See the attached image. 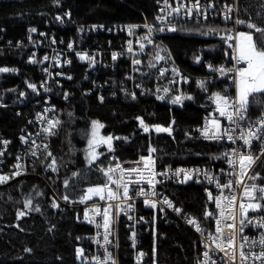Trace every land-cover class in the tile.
Returning a JSON list of instances; mask_svg holds the SVG:
<instances>
[{"label":"trees","instance_id":"trees-1","mask_svg":"<svg viewBox=\"0 0 264 264\" xmlns=\"http://www.w3.org/2000/svg\"><path fill=\"white\" fill-rule=\"evenodd\" d=\"M199 1L210 13L206 19L191 8L196 0H182L191 14L185 10L181 18L158 25L164 0H0V68L9 69L0 72V152L3 142L9 141L2 158L4 173L12 176L16 163L24 162L27 133L36 125L34 119L46 98H51L53 120L60 121L54 137L38 139L47 148L35 157L28 155L33 167L27 176L0 187V264H92L94 229L81 221L82 207L91 201L87 189L111 187L102 169L123 165L125 158L147 155L155 148L160 169L224 168L227 144L201 139L198 128L206 122L205 114L216 111L215 94L232 98L234 90L229 76L211 81L208 68L218 73L222 65L230 66L238 33L252 30L216 18L211 8L222 15L224 5L237 1V15L230 16L264 27V0ZM145 25L153 26L156 34L141 48L137 37ZM129 26L138 30L129 34ZM132 34L140 68L126 55ZM253 35L255 39L259 34ZM84 54L95 57V62L81 59ZM179 70L189 80L182 86ZM177 96L179 102L173 103ZM252 100L247 114L255 120L264 112V95ZM94 121L103 125L101 136L112 139L111 148L105 146L99 160L90 162ZM158 126L170 132H158ZM53 158L55 171L48 167ZM256 173L251 182L264 185V157L252 176ZM162 193L183 214L204 227L211 225L206 215L214 212V205L205 187L169 183ZM29 199L32 205L26 206ZM140 212L145 220L136 228L138 249L146 254L141 264L197 262L200 240L189 228L162 209ZM133 228L122 217L118 264H137L131 249Z\"/></svg>","mask_w":264,"mask_h":264},{"label":"built area","instance_id":"built-area-1","mask_svg":"<svg viewBox=\"0 0 264 264\" xmlns=\"http://www.w3.org/2000/svg\"><path fill=\"white\" fill-rule=\"evenodd\" d=\"M200 2V1H199ZM168 4H170L168 2ZM195 4V3H194ZM194 4L191 6V8L199 14H202L204 18L206 19L207 16H210V13L208 11H205V8L201 5L200 10L198 11ZM171 8L167 7L166 5L161 7V14L159 17L166 16V20H157L158 25H162L165 23H169L174 21L175 19L181 18L183 12L186 10L184 8L181 9L179 13H176L172 11L177 6V0L175 1V4H170ZM227 6L232 7V12H234V15H237V1H235L234 4H226ZM226 5H224L222 9V15L220 14V11L218 8L214 10V6L211 8L214 11H216L215 17H221L222 20H227L229 23H235L237 18H234V15L231 16V19H225V14L227 12ZM216 7V6H215ZM220 14V15H219ZM234 19V20H233ZM151 27V31H149V28L144 27L142 28V35L141 38L138 39V44H143L147 38H150L151 40L154 35L156 34V29L153 26ZM129 29L132 31H137L138 28L129 26ZM133 38L131 37V47L136 50V45L132 44ZM153 45V43L151 44ZM129 43L126 46V55H128L131 60L135 61L138 59L136 57V53L132 56L128 52ZM141 61V60H140ZM101 61L97 65H100ZM142 65L136 64L134 65L135 68H140ZM245 65L240 62L238 63L236 60H233V63L229 66L228 63L222 65L220 67L223 68L225 71L221 73L218 71V73H215L214 70L209 67L208 71H210L212 74L211 81H218L224 76H229L230 81L232 82L231 88L234 90V97H236V89H237V78L235 75V72H229L228 69H236V68H242ZM163 70V68H162ZM3 73V72H1ZM139 74V73H136ZM178 79L181 86L184 82H188V77L179 70L178 72ZM49 87V86H48ZM47 95H49L47 93ZM51 98L45 99V106L41 108L42 112H39L37 116L34 119V123L36 125H33V130L29 131L27 133V137L29 138V141H26L24 143L25 147V160L24 162H20L19 160L16 165H19L20 167H13V173L19 172L20 175L13 176L12 178L8 180L10 182L13 178L14 179H20L24 176H27L29 173V167H33V164L30 165L28 155H32L33 152L38 155L41 151H43L44 147L42 143L39 142V138L42 142H44L45 139H51L55 135L54 128L52 129V134L45 132L44 129L48 126L47 121L49 119L53 120V107L50 106ZM40 105V104H39ZM222 105L217 104L218 107H221ZM212 112L211 114H205L204 115V122L201 127L198 128V133L201 139L206 141H217V142H223L226 143L228 146V155L226 156V161L224 168L218 171L209 169V168H203V167H196L192 165H179L173 168H166V169H160L158 167V160L154 153H150L147 155H143L141 157H149L151 156L152 161L154 163H150L149 166L145 167V161H142L140 164L132 163L130 165L124 164V161H122V167L124 170L130 169V168H139L141 171L139 174L137 173H128L125 171L123 173V180L125 183H128L129 190H128V198H123V187H118L116 184H113V191L116 194L115 199H108L105 198V200H96L91 201L83 206V214H82V220L83 222L89 224L94 229V235L91 239V244L93 246V253L91 254L90 262L92 264H118V250H119V224L121 221V217L125 216L126 220L131 222V224L134 226L133 230L131 231V249L134 251L136 256V261L138 264H140L146 257V254L144 251H141L138 249V239H137V229L140 228L141 221H144V215L140 212V209L145 210H151V211H157L159 209H162L168 214H170L174 219L179 220L185 227L189 228L200 240V255L197 259V262L195 264H205V258L203 256V253L205 251L209 252L210 259L207 260L206 264H213V261L215 264H262L260 260H255L251 255L250 258L247 261H241L240 258V245L244 244L243 251L246 254H258L261 251L262 246L259 244V240L261 238V235L264 234V228H258L250 224H245L243 226V230L241 231V225L239 221L241 220V210H240V203L243 200L244 203H248L247 198L243 197V188L244 185H257V186H264L259 185L256 183L251 182V179L248 177L252 176V173L258 164V162L263 158L264 155H260L262 148L260 141H253L251 148H248L243 145V142L238 138L240 135V132L242 130H246L242 128H236V126L229 122L225 117H221L219 115V112L217 111ZM262 116H264V112L255 120L251 121H257ZM247 118L248 114H247ZM212 120H215L217 122H221V131L224 129H228V134L233 135L234 137H237L235 143L232 141H229L226 139H213L210 138L212 136V132L215 130V126L212 123ZM250 120V119H249ZM220 124V123H219ZM209 129L208 136L206 137L204 135V129ZM54 134V135H53ZM1 138V137H0ZM7 141V140H6ZM35 141V144L32 142ZM9 142V141H8ZM8 144V143H7ZM7 144L4 145L3 155H0V176H7L6 173H4V165L5 161L2 160L3 156L7 152ZM40 146V147H37ZM233 149L239 150L241 153H247L251 152L253 157L255 158L257 155L260 156L258 160H255V162L251 165V168L247 170V175L242 178L243 183L237 184L235 181L237 180V175H234L233 173L239 172V166L237 164L236 167H233V165L229 164V160L237 161L238 155H234L232 153ZM20 157V156H19ZM35 157V155H33ZM138 158V159H141ZM132 158V157H131ZM130 158V159H131ZM129 160V158H127ZM126 160V161H127ZM247 163V162H246ZM177 169H184L186 170L190 175L191 179H188L186 182H180L184 179V173L182 172L180 176H175L174 172ZM195 170H199L198 172ZM166 172V176H160L159 173ZM207 173V175H205ZM121 172L116 169L115 172H113V179L116 180L120 177ZM154 177L153 184H148L147 180L149 178ZM137 181H139L137 183ZM217 181L220 185H224L228 183L229 181L233 182V187L231 189L228 188H222L217 186ZM169 183H178V184H188L192 183L200 187H205L207 191V199L209 202L213 203L214 205V212L211 213L212 215H206L207 220L211 221V225L209 227L202 226L194 217L188 216L183 214L181 211H177L176 207L172 206L170 207L168 203H165L164 201L167 200L163 197L162 188L165 187ZM5 183L0 184V187L3 186ZM143 190L145 195L139 194ZM209 192L212 194V199L209 198ZM232 195H236L237 200L234 202L235 206L233 208H229V198ZM219 198L220 206L217 207L216 199ZM147 201V203H146ZM168 201V200H167ZM262 205H264V201H261ZM153 204L155 206H153ZM131 205V207H129ZM108 206H114L115 207V214L114 219L111 225H109V228L106 229L104 227V220L102 219V210L104 207ZM97 209L99 210V213H97ZM223 211V215H220V213ZM87 214V216H85ZM234 214L235 215V221H232L229 217ZM112 216V213L108 214ZM264 216V207H262L259 211L253 212L251 210H248V217L254 218V220H260V218ZM189 219H194L196 223L200 226L201 231H197L196 227L193 224H190L188 221ZM217 221H219V227L223 230L222 233L216 232L217 227ZM228 223H235L236 228L231 229L228 228L226 225ZM134 233V235H133ZM108 235V241L110 243L105 242L103 237L104 235ZM229 234H234V249L229 248L227 243L224 240L221 239H213L214 237H219L221 235L227 236ZM243 237H247L249 242H245ZM99 241V242H98ZM250 241H256L255 244H251ZM222 243L224 244L225 248L228 250V254L226 255L224 252L220 251L218 248H216V244ZM233 251H235V259L232 260L230 257L233 254ZM140 253H144L143 256H140ZM109 254H111V259H109Z\"/></svg>","mask_w":264,"mask_h":264},{"label":"snow or ice","instance_id":"snow-or-ice-1","mask_svg":"<svg viewBox=\"0 0 264 264\" xmlns=\"http://www.w3.org/2000/svg\"><path fill=\"white\" fill-rule=\"evenodd\" d=\"M164 4L171 8V5L168 4V0H164ZM212 6V5H209ZM194 7L199 11L201 8L199 0H196ZM184 8L187 11V14H191L192 9L188 7V5L182 3V0H177V6L172 9V11L179 13L181 9ZM227 12L225 14V19H231V16L229 15L232 12V7L227 6ZM163 11V9L161 10ZM59 19V18H58ZM167 17H157V20H166ZM235 23L237 24H244L246 27L252 31L250 32H239L238 36L240 37V42L239 44L235 47V55L233 57L234 60H236L238 63L242 62L245 66L242 68H236V69H228L229 72H235L236 77H238V82H237V95L235 98H229L227 96H223L220 93L215 94V99L218 105H222L221 107H218L217 111L219 112V115L221 117H225L229 122L233 123L236 128H242L246 130H242L239 135V139L243 142V145L251 148V145L253 141H260L262 151L260 155H264V116H262L259 120L257 121H251L247 118V111H248V106L250 104V97L253 98L251 102H255V96L257 94L264 95V27H260L255 23L247 22L244 20H236ZM131 27H137V26H131ZM145 27L149 28V31H151V27L148 25H145ZM170 30H175V29H170ZM32 31H36L35 29H32ZM159 31H163V28H160ZM253 33L259 34L257 37L254 39ZM129 34H131V29L129 30ZM228 39H232V37H228ZM71 47V45H69ZM144 45L141 44V48H143ZM128 51L132 52L133 49L131 47V42H129V47ZM117 58V53L112 54V59L115 60ZM45 61L48 60V57L45 56L43 58ZM81 59L89 60L90 62L94 63L95 62V57H90L87 54L81 55ZM157 60H163L164 57L157 56ZM136 64H140L141 61L137 59L135 61ZM154 66V65H153ZM8 68H0V72H8ZM175 71V70H174ZM221 73H223L225 70L223 68L218 69ZM161 75H163V72H161ZM71 79V77H68ZM29 88L36 90V85L35 84H29ZM200 87L204 88L205 87V82L201 81L200 82ZM23 95V93L21 94ZM133 98H135L133 94ZM103 100V97L100 98ZM190 99V97H189ZM180 97L177 96L172 102L177 103L179 102ZM60 123L59 120H51L49 119L47 121V127L44 129L45 132H48L52 134V129L55 128L58 124ZM141 124L143 125V121L141 120ZM213 124L215 126V130L212 132V136L210 138L213 139H224L226 137L227 140L232 141L235 143L237 137H234L233 135L228 134V129H224L221 131V125L217 121H213ZM93 127H103V125L99 124L98 122H93ZM143 130L145 132L149 131L148 126H143ZM156 131L158 132H170L169 128H163V127H156ZM209 129L206 127L204 129V135L207 137L208 136ZM95 136V132L93 133ZM22 139H24L22 137ZM112 137H108L104 142H110ZM118 139V138H117ZM4 144H7L8 141H4ZM35 144V141L32 142ZM40 147V146H37ZM44 148H47V145H43ZM91 147V144H90ZM109 148H111V144L109 143ZM156 149L152 148L150 149V152H155ZM232 153L234 155H238V160L233 161L229 160L228 163L233 165V167H236L237 164L239 166V172L238 173H233L234 175H237V180L235 183L237 184H242L243 180L242 178L247 175V170L251 168V165L255 162V160H258L260 158L259 155H257L255 158L253 157L251 152L247 153H241L237 149H233ZM0 155H3L2 152H0ZM32 155H36L35 152L32 153ZM49 156H51V153H48ZM225 156L228 155V153L224 154ZM89 159L90 162L94 161L96 159V156L94 153H89ZM141 160L145 161V167L147 168L150 163H154L152 161L151 156L145 158L141 157ZM247 162V163H246ZM56 164L55 159L51 161V163L48 165L49 168H52L53 171L56 170L54 165ZM15 167H20L19 165H16ZM116 169H121V175L118 179L114 180L110 173H113L116 171ZM104 171L105 176L108 177V180L112 184H116L118 187L122 186L123 187V193L122 197L123 198H128V190H129V185L128 183H125L123 180V172L127 171L128 173H140L139 168H130V169H122L121 165L117 164L115 168L113 167H108L107 169H102ZM199 171V170H195ZM184 173V179L180 182H186L188 179H191V175L184 169H177L174 172L175 176H180L181 173ZM20 175L19 172L13 173V176H18ZM73 175H76L74 173ZM160 176H166V172H161L159 173ZM207 175V173H205ZM258 173H256L253 176L248 177L249 179H256L258 177ZM10 177L8 176H0V184L5 183L9 180ZM154 177L149 178L147 180L148 184H153ZM139 181H137L138 183ZM65 187L68 186V181H64ZM217 186L222 187V188H228L231 189L233 187V182L229 181L228 183L224 185H220L219 182L217 181ZM105 188H108V199H115L116 194L112 192L111 188L109 187L108 184H105L103 186H97V187H90L87 189V193L99 196L100 199H105V197L101 194ZM141 195H145L146 193L141 190L139 193ZM243 197L247 198L248 203H244L243 200L241 201L239 207L241 210V220L239 221L241 225V231L243 230V226L247 223L250 225H253L258 228H264V216L260 218V220H254V218H249L248 217V210H251L253 212L259 211L264 205H262L261 201H264V186H257V185H244L243 188ZM87 198V197H84ZM209 198L212 199V194L209 192ZM65 201L69 199L67 195L63 197ZM237 200L236 195H232L229 198V208H233L235 206L234 202ZM165 203H168L170 207H172L171 203L167 200L164 201ZM147 203V201H146ZM216 204L217 207L220 206L219 198L216 199ZM32 205V200L29 199L26 201V206H31ZM53 207H59L58 204L53 203ZM153 206H155L153 204ZM131 207V205H129ZM36 211H39V208L37 207L35 209ZM178 212L180 209H176ZM97 213H99V210L97 209ZM21 216L25 215L24 212L20 213ZM103 218H104V227L106 229L109 228V221H108V211L107 209L104 210L103 212ZM207 215L211 216V213H208ZM220 215H223V211L220 213ZM87 216V214H85ZM232 221H235V215L232 214L229 217ZM190 224H193L196 227L197 231H201L200 226L196 223L194 219H189L188 221ZM228 228L235 229L236 225L235 223H228L226 225ZM222 229L219 227V221H217V227H216V232L217 233H222ZM134 235V233H133ZM105 242L110 243L108 241V235L105 234L103 237ZM215 239H221L224 240L229 248L234 249V234H229L227 236H219V237H214ZM245 242H249L247 237H243ZM99 242V241H98ZM251 244H255L256 241H250ZM259 244L262 246L261 251L258 254L252 253V254H246L243 251L244 244L240 245V258L241 261H247L250 258V255L255 259V260H260L262 264H264V234L261 235V238L259 240ZM216 248H218L220 251L224 252L226 255L228 254L227 248H225L224 244L218 243L216 244ZM79 254L83 255L84 250L79 249L78 250ZM144 253H140V256H143ZM203 256L205 258V264L208 259H210L209 252L205 251L203 253ZM232 260L235 259V251H233L232 256L230 257ZM109 259H111V254H109ZM213 264L215 262L213 261Z\"/></svg>","mask_w":264,"mask_h":264},{"label":"rangeland","instance_id":"rangeland-1","mask_svg":"<svg viewBox=\"0 0 264 264\" xmlns=\"http://www.w3.org/2000/svg\"><path fill=\"white\" fill-rule=\"evenodd\" d=\"M134 32L135 31H132V33L134 34ZM133 34H132V38H134V36H133ZM141 35L142 34H139L138 35V39H140L141 38ZM239 42H240V37L238 36V44H239ZM133 49V48H132ZM129 52V51H128ZM132 56L136 53V50L135 49H133V51L132 52H129ZM237 82H238V78H237ZM236 95H237V89H236ZM213 121H215V120H212V123H213ZM218 123H220V125H221V122H218ZM93 129H94V132H95V136L93 135V138H92V141H91V149H90V152L89 153H94L95 154V156H96V159L94 160V161H98L99 160V157H100V152H101V150L105 147V146H108L109 147V143L110 142H104L107 138H103L102 136H101V132H100V127H93ZM93 132V133H94ZM54 135V134H53ZM88 157H89V154H88ZM141 156H137V157H132L131 159H129V160H127V158H125L123 161H124V164H126V165H130V164H132V163H135V164H140L143 160H141V159H138V158H140ZM264 157V156H263ZM127 160V161H126ZM94 161H92V162H94ZM112 174V173H111ZM8 177H10L9 179H11L12 178V176H10V175H8ZM6 183H8V181L7 182H5V184ZM4 184V185H5ZM3 185V186H4ZM2 187V186H1ZM108 193V189L107 190H104L101 194L104 196L105 194H107ZM96 198H99V196H96V195H92V194H89L88 193V199H90V200H93V199H96ZM100 199V198H99ZM102 200V199H101ZM103 200H105V199H103ZM83 208V207H82ZM105 209H107V211H108V214H110V213H112V216H110V215H108V221H109V225H111L112 224V222H113V219H114V214H115V207L114 208H110V207H104L103 208V210H102V214H103V212H104V210ZM102 219L104 220V218H103V215H102Z\"/></svg>","mask_w":264,"mask_h":264},{"label":"bare ground","instance_id":"bare-ground-1","mask_svg":"<svg viewBox=\"0 0 264 264\" xmlns=\"http://www.w3.org/2000/svg\"><path fill=\"white\" fill-rule=\"evenodd\" d=\"M259 163V162H258ZM120 165V164H119ZM257 166V165H256ZM115 168V167H114ZM121 168L123 169V167H122V165H121ZM256 168V167H255ZM120 172H121V169H118ZM123 173H125V171L123 172ZM136 263H137V261H136ZM142 263V262H141ZM140 263V264H141ZM138 264V263H137Z\"/></svg>","mask_w":264,"mask_h":264}]
</instances>
